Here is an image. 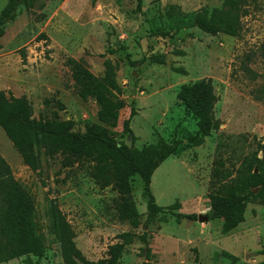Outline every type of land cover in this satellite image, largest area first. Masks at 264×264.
Masks as SVG:
<instances>
[{
	"label": "rangeland",
	"instance_id": "374dc122",
	"mask_svg": "<svg viewBox=\"0 0 264 264\" xmlns=\"http://www.w3.org/2000/svg\"><path fill=\"white\" fill-rule=\"evenodd\" d=\"M6 2L0 0V11ZM221 5L222 0H19L15 17L3 25L0 37V90L26 96L35 117L56 114L73 120L80 132L99 123L128 146L141 147L157 136L180 141L151 177V191L165 212L147 219L141 179L131 176L137 210L133 223L118 216L117 192L94 182L88 161L63 167L60 157L49 158L41 150V167L32 171L0 127V154L33 199L47 239L44 255H29L34 264L62 263L59 246L47 231L50 199L65 214L76 246L90 260L105 257L121 232L132 235L119 258L123 264L264 260L257 252L264 247V204L249 202L244 221L226 233L221 219L209 211L215 157L236 160L264 142V0L250 1L237 35H211L192 24L191 13ZM66 57L82 58L97 76L103 75L104 61L109 60L121 87L118 105L109 108L102 98L83 94L73 84ZM201 78L212 81L217 95L213 113L220 124L195 145L191 137L196 118L176 93L181 84ZM131 106L134 139L122 129ZM176 212L195 213L196 218L177 221L172 214ZM199 214L207 219L199 221ZM224 251L237 260L230 263ZM27 258L0 264H26Z\"/></svg>",
	"mask_w": 264,
	"mask_h": 264
},
{
	"label": "trees",
	"instance_id": "16d2710c",
	"mask_svg": "<svg viewBox=\"0 0 264 264\" xmlns=\"http://www.w3.org/2000/svg\"><path fill=\"white\" fill-rule=\"evenodd\" d=\"M95 1L91 0V3ZM250 1L222 0L221 6L201 8L189 17L192 24L201 31L211 35L224 33L234 36L239 32L241 18L248 13ZM18 5L19 0H7L1 9L0 37L3 35V25L15 17ZM107 50L114 51L112 48ZM20 56L24 60V49L20 50ZM64 63L73 84L83 94L102 98L109 108L118 105L121 87L116 80V69L109 60L104 61L102 76L91 72L82 58L66 57ZM176 95L196 118L197 130L191 142L199 145L220 124L213 113L217 95L212 81L210 78H201L183 83ZM56 103L60 109L63 108L61 102ZM134 114L135 109L131 106L128 116L122 122L123 131L130 134L131 139L134 136L130 119ZM104 115L105 111L101 110L99 117L103 118ZM0 127L23 163L32 171L41 167V150L49 158L60 157L63 167L88 161L92 166L91 177L94 182L101 188L110 187L117 192L116 209L121 219L137 222V210L131 195L130 178L133 175L141 179L146 196L147 219L165 212L166 208L155 201L150 187L151 177L158 165L175 152L179 140L167 142L157 136L154 141L141 147L128 146L124 141L111 136L108 129L99 123L91 124L80 132L74 130L71 119H61L56 114L51 117H35L26 96H15L5 90H0ZM257 146L254 151L236 160H226L222 156L213 160L207 197L210 215L221 219L223 233L244 221L249 202L264 204V142H257ZM172 214L177 221L196 218L195 213ZM45 215L47 231L60 249L62 263L58 264H123L119 258L125 245L132 240L131 233H119L120 240L108 246L105 257L90 260L76 246L75 232L56 201L48 200ZM46 249L47 239L37 218L34 201L14 178L10 165L0 154V263L25 255L28 257L26 264H34L29 255L40 257ZM257 252L264 255V247ZM224 254L230 263L237 260L230 253L224 251ZM257 264H264V260Z\"/></svg>",
	"mask_w": 264,
	"mask_h": 264
},
{
	"label": "water",
	"instance_id": "95a60500",
	"mask_svg": "<svg viewBox=\"0 0 264 264\" xmlns=\"http://www.w3.org/2000/svg\"><path fill=\"white\" fill-rule=\"evenodd\" d=\"M254 191H255V189H254ZM197 219H198L199 221H203V220L207 219V217L204 216V215H200V214H199V215H197ZM249 254H251V253H248L245 257H248Z\"/></svg>",
	"mask_w": 264,
	"mask_h": 264
}]
</instances>
